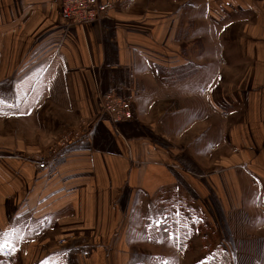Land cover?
<instances>
[{"label":"crops","instance_id":"obj_1","mask_svg":"<svg viewBox=\"0 0 264 264\" xmlns=\"http://www.w3.org/2000/svg\"><path fill=\"white\" fill-rule=\"evenodd\" d=\"M99 1L110 5L106 16L80 29L65 27L57 0H0V78L16 75L23 85L33 69L57 64L66 99L85 105L93 95L113 94L134 115L115 126L95 118L76 139L39 157L27 144L0 139L4 264H125L139 255L137 245L159 248L143 235V218L160 208V197L176 191L198 203L205 190H216L212 177L222 181L235 165L261 162L255 149L264 142L257 122L264 103V0ZM185 67L193 73L175 78V69ZM224 94L250 118L239 129L248 133L243 159L208 157L198 145L216 121L207 97ZM40 157L52 163L40 169ZM217 164L222 173H215ZM239 217L232 212L233 238L221 233L217 244L232 264H257L264 230L242 234ZM203 255L200 246L194 257Z\"/></svg>","mask_w":264,"mask_h":264},{"label":"rangeland","instance_id":"obj_2","mask_svg":"<svg viewBox=\"0 0 264 264\" xmlns=\"http://www.w3.org/2000/svg\"><path fill=\"white\" fill-rule=\"evenodd\" d=\"M106 14L90 23L99 21ZM59 71L60 67L57 64L35 68L25 76L23 85L17 83L16 75L7 74L0 78L1 140H12L16 146H19L20 142L23 143L21 146L27 144L36 153L34 157H39L38 151L43 153L44 149H47L48 154L61 148L65 141L76 139L77 133H80L85 125L88 126L95 118L102 116H98L101 110L98 99L104 94H97L95 100L93 95V98L88 99L85 105L83 101L66 99L65 92L68 84H64ZM207 103L210 110L216 113V116L213 114L216 121L212 129L201 135L198 140L201 152L208 157L228 153L230 157L234 155L238 159H243V155L248 150L246 148L248 133L239 129L246 119L250 120L249 116L244 114L246 109L241 107L239 101L230 100L229 95L226 94L217 101L207 97ZM83 105L86 109L84 111L87 112L84 114L81 113ZM88 107L90 111L92 107H95L96 113L94 112V115L90 113ZM131 110L130 121L134 119L132 107ZM104 117L109 119L107 114ZM257 122L264 125V103ZM255 134L261 137L263 135L262 132ZM259 145L260 147L255 151L261 162L235 165L226 174H222V181L220 176L212 177L216 190L211 188V195L205 190L204 196L194 204L188 200V197H182L176 191L168 195L164 194L159 198L160 210L154 207V211L143 218L147 228L156 221L157 225L167 230H171L170 224H174L173 232H178L180 236L184 230L188 236L185 249L180 250L174 244L170 245V242H163L159 230L157 236L159 248L154 247L150 250L149 245L142 244L143 246L140 245V247L137 245L135 248L139 255L130 259L126 257L125 264L202 262L217 247V240L221 233L233 238L234 230L230 222L232 212L240 215L242 234L245 235L257 226H261L264 230V142L260 140ZM215 168L216 174L222 173L221 165L217 164ZM226 179L229 181L226 182ZM206 183L209 185L207 180ZM213 211L216 212V216ZM169 236L171 237L170 233ZM198 236L202 240L200 242L193 240L190 245V238ZM168 240L171 241L172 238ZM59 242L62 243L63 240ZM200 246L206 257L203 255L202 259L198 260L194 256L198 253ZM184 251L186 255L184 254L182 258L181 253ZM152 252L155 254L159 252V256L153 255L154 257L150 259ZM244 262L248 261H242V264ZM0 264H4L3 261Z\"/></svg>","mask_w":264,"mask_h":264},{"label":"built area","instance_id":"obj_3","mask_svg":"<svg viewBox=\"0 0 264 264\" xmlns=\"http://www.w3.org/2000/svg\"><path fill=\"white\" fill-rule=\"evenodd\" d=\"M60 16L65 27L76 26L82 29L85 25L97 20L106 14L110 5L99 0H57ZM99 115H108L109 120L115 126L123 121L132 119L131 104L113 94H106L99 99ZM38 168L44 169L52 161L39 159L35 161Z\"/></svg>","mask_w":264,"mask_h":264},{"label":"trees","instance_id":"obj_4","mask_svg":"<svg viewBox=\"0 0 264 264\" xmlns=\"http://www.w3.org/2000/svg\"><path fill=\"white\" fill-rule=\"evenodd\" d=\"M188 67L181 68V69H175V78H185L187 75L192 74L193 72L185 71ZM174 225V224H173ZM173 225L170 224L171 230H167L165 227H161L160 225H157L156 223L151 224L148 228H143V235L145 236L146 240L148 242L156 243L159 241L158 231H161V236L163 240H168L169 238H172L173 244L176 248L183 250L185 249V246L187 244V235L183 231V234L181 236L175 232H173ZM168 232H167V231ZM169 233L171 237L169 236ZM196 264H232L231 258L228 254V252L221 247L220 245L217 246L214 251H211L206 257V259L202 262L196 263ZM257 264H264V248L262 251V257L259 263Z\"/></svg>","mask_w":264,"mask_h":264}]
</instances>
